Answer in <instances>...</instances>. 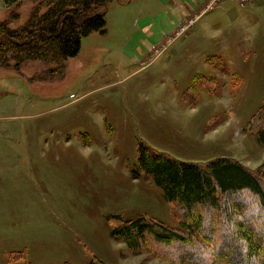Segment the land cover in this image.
Instances as JSON below:
<instances>
[{
    "label": "rangeland",
    "instance_id": "1",
    "mask_svg": "<svg viewBox=\"0 0 264 264\" xmlns=\"http://www.w3.org/2000/svg\"><path fill=\"white\" fill-rule=\"evenodd\" d=\"M42 1L0 0V22L18 28ZM105 19L60 71L0 67V264H182L178 245L134 255L111 238L115 216L185 231L152 178H133L141 144L229 158L264 183V0H111ZM233 202L257 212L248 194Z\"/></svg>",
    "mask_w": 264,
    "mask_h": 264
},
{
    "label": "trees",
    "instance_id": "2",
    "mask_svg": "<svg viewBox=\"0 0 264 264\" xmlns=\"http://www.w3.org/2000/svg\"><path fill=\"white\" fill-rule=\"evenodd\" d=\"M110 1L43 0L22 26L14 29L9 22H0V67L18 70L24 63L40 62L60 71L67 60L78 56L82 39L95 32L105 33V8ZM3 2L6 8L21 5V0ZM18 18L15 13L10 16L11 22ZM256 119L263 124L258 141L264 144V113ZM137 167L138 171L132 173L134 179L139 173L150 176L164 199L181 209L180 226L186 232L147 218L121 222L115 216L112 220L120 223L111 230V238L123 242L134 255L145 251L148 242L178 245L177 257L182 264H264V243L256 237L264 234L262 174L252 173L229 158L214 159L201 166L151 152L142 144ZM260 171L264 172V166ZM242 194L254 199L256 213L246 204L233 202ZM221 228L228 230V237L222 235ZM238 246L245 254L236 251ZM188 252L204 257L192 260L187 258Z\"/></svg>",
    "mask_w": 264,
    "mask_h": 264
},
{
    "label": "built area",
    "instance_id": "3",
    "mask_svg": "<svg viewBox=\"0 0 264 264\" xmlns=\"http://www.w3.org/2000/svg\"><path fill=\"white\" fill-rule=\"evenodd\" d=\"M240 1H244V0H240Z\"/></svg>",
    "mask_w": 264,
    "mask_h": 264
}]
</instances>
